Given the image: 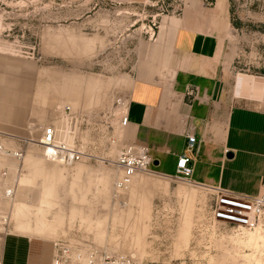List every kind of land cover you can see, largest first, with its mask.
I'll return each mask as SVG.
<instances>
[{"label": "rangeland", "instance_id": "rangeland-1", "mask_svg": "<svg viewBox=\"0 0 264 264\" xmlns=\"http://www.w3.org/2000/svg\"><path fill=\"white\" fill-rule=\"evenodd\" d=\"M205 1L211 8L212 1ZM186 3L0 0V50L44 71L48 89L60 87L55 100L62 105H68L71 89L78 108L89 106L77 121L81 162L51 164L36 147L29 148L13 204L0 202L1 212L12 208L7 231L0 226V243L6 233L16 232L135 264L262 260L264 244L252 261L247 256L252 251L241 243L256 232L264 236L262 229L239 234L212 222L213 196L204 187L156 173H138L125 189L115 187L120 175L114 162L125 146L118 118L135 67L154 49L163 22L181 18ZM229 13L228 75L264 77V0H229Z\"/></svg>", "mask_w": 264, "mask_h": 264}, {"label": "crops", "instance_id": "crops-1", "mask_svg": "<svg viewBox=\"0 0 264 264\" xmlns=\"http://www.w3.org/2000/svg\"><path fill=\"white\" fill-rule=\"evenodd\" d=\"M211 1L208 8L205 0H187L183 16L164 21L154 49L140 56L126 97L123 144L147 147L151 170L174 178L190 130L195 138L193 184L260 197L264 77L228 75L229 0ZM44 78L34 63L0 50V133L39 137L44 126L58 125L66 107L83 118L89 106L78 108L77 92L68 90L69 103L62 105L55 100L60 87L48 89ZM189 89L197 91L196 98L186 95ZM53 242L8 232L0 243V264H51Z\"/></svg>", "mask_w": 264, "mask_h": 264}, {"label": "built area", "instance_id": "built-area-1", "mask_svg": "<svg viewBox=\"0 0 264 264\" xmlns=\"http://www.w3.org/2000/svg\"><path fill=\"white\" fill-rule=\"evenodd\" d=\"M186 95L196 98L197 91L189 89ZM77 121L70 108L66 107L58 120V125L44 126L39 137L35 139L33 137L21 139L0 133V202L13 204L19 179L24 173V160L31 146L36 147L43 159L49 163L72 167L83 160V147L75 140ZM127 124L125 103L119 114L118 126L124 128ZM194 150L195 138L188 130L186 145L182 155L177 159L174 176L187 184H193L191 162ZM114 166L120 175L115 181V187L120 190L125 189L136 174L154 173L150 168L149 149L142 145L122 147ZM204 188L211 191L213 196L214 204L210 212L212 222L231 227L239 234L242 231L252 232L257 227L264 232V179L261 184L262 195L255 198L238 197L223 191L220 187ZM11 211V206L8 211H0V226L5 232L10 226ZM51 264H135V262L126 257H111L105 252L92 249L82 251L64 242L54 241Z\"/></svg>", "mask_w": 264, "mask_h": 264}, {"label": "bare ground", "instance_id": "bare-ground-1", "mask_svg": "<svg viewBox=\"0 0 264 264\" xmlns=\"http://www.w3.org/2000/svg\"><path fill=\"white\" fill-rule=\"evenodd\" d=\"M44 161H46V160L44 159ZM51 164H56V163H51ZM58 165H60V164H58ZM18 184H19V182H18ZM186 196L188 197L189 195H186ZM25 229L26 228H23V229L19 228V231L22 232V231H25ZM241 243L245 248L252 251V254L247 255V256H249V257L252 256L251 259L253 261L254 252H256L259 249V247L264 244V236H261V235H259V233L256 232L254 235L247 238L246 241H243ZM253 264H264V262L262 260L258 259V260L253 261Z\"/></svg>", "mask_w": 264, "mask_h": 264}]
</instances>
